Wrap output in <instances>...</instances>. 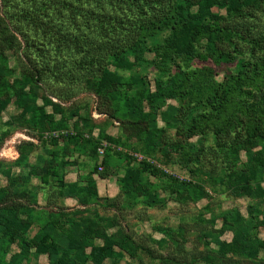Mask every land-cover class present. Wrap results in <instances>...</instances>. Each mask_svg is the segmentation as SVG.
Masks as SVG:
<instances>
[{"label": "rangeland", "instance_id": "374dc122", "mask_svg": "<svg viewBox=\"0 0 264 264\" xmlns=\"http://www.w3.org/2000/svg\"><path fill=\"white\" fill-rule=\"evenodd\" d=\"M221 14L224 18L213 21L214 27L231 32L215 41L212 48L205 42L199 43L193 58L176 57V63L166 68L145 63L132 71L117 69L112 63L110 70L122 76L121 82L113 81L110 75L88 76L71 87V91H76L74 94L42 76L36 85L41 95L36 106L21 101L19 95L30 88L22 89V85L30 80L34 65L38 66L41 59L34 48L43 46L42 52L46 50L53 57L55 46L45 45V40L33 33L28 36L26 32H17L0 6V76L7 86L0 90V102L4 105L0 133L8 132L0 143V191L11 185L18 192L30 191L32 197L20 200L23 205H29L28 212L22 204L17 209L8 207L6 201L0 202V216L16 218L18 224L33 227L32 234L53 225L55 229L50 234L55 242L62 244L69 240L74 223L100 222L113 231H127L132 241L150 247L158 255L154 264H264V250L259 248V242L264 240V225L259 224L264 217V175L251 181L247 195H234L225 182L226 172L232 166L236 170L253 168L255 162L245 147L237 155V147L218 144L227 140L247 141L245 120L234 135L229 133L227 137L216 134L208 126L205 131L195 128L190 133L189 128H194L192 118L198 116L201 120L205 108L200 95L190 103L180 97L166 98L155 115L146 106L137 119L138 125H132L126 107L125 82L132 73L145 76L148 88L162 94L171 89L172 77L190 70L203 73L204 81L216 87L235 75L241 63L250 76L257 74V64L264 63V0L245 7L239 14L226 9ZM168 34L164 30L158 39H165ZM48 37L55 40L54 36ZM9 39L14 40L10 47L4 42ZM155 40L153 35L149 36L146 44L154 47L158 44ZM28 52L33 59L26 57ZM205 93L211 95L210 101L218 100L214 87ZM243 98L249 103L264 101V86ZM169 104L181 106L182 114L165 120L160 112ZM48 115L53 117L49 128L41 129L32 123ZM21 121L26 123L19 125ZM106 136L120 143L110 142ZM29 142L35 144L33 151L22 154L20 147ZM103 144L106 146L101 154L99 147ZM6 147H12L16 155H4ZM252 147L255 153L264 149V140ZM51 160L56 162L58 177L50 173L43 177L32 174L36 166L40 168ZM142 161L147 162L144 177L139 180L144 190L129 199L121 191V181L124 178L138 181L135 168L142 170ZM100 171L106 177H100ZM88 175L94 178V183ZM256 182L262 188L261 193ZM250 206L255 209L250 210ZM238 213L246 220L244 224H234L231 215ZM247 227L254 240L251 246L256 251H223L220 243L242 242L245 235L241 231ZM100 245L103 240L97 239L87 247V254ZM13 253L8 251L6 259ZM141 255L152 260L145 251ZM89 262L96 263L94 258ZM39 264H49L47 254L40 255Z\"/></svg>", "mask_w": 264, "mask_h": 264}, {"label": "trees", "instance_id": "16d2710c", "mask_svg": "<svg viewBox=\"0 0 264 264\" xmlns=\"http://www.w3.org/2000/svg\"><path fill=\"white\" fill-rule=\"evenodd\" d=\"M259 1L0 0V6L17 32L28 33L26 34L28 36L29 33H33L45 40V45L54 44L55 46L53 57L48 56L46 50L44 53L42 52L43 46L34 48V51L41 54V59L38 60V66L33 64L35 71L29 75L30 80L22 85V89H25L26 86L30 88L19 95L21 101L36 105L37 100L41 97L36 85L42 76L51 78L53 82L65 87L67 93L74 94L76 91H71V87L88 76L110 75L113 81L121 82L122 76L117 71L110 70L109 66L113 65L112 63L117 69L132 71L145 63L166 68L167 65L176 63V57L193 58L197 55L196 49L199 43L205 42L212 48L215 41L221 40L231 32L227 28L214 27L213 25V21L224 18L221 10H231L234 14H239L245 7ZM164 30L169 31V34L165 39L159 40L158 38ZM152 35L155 37V41H158L154 47L146 44L149 36ZM48 36H54L55 40ZM4 42H7L8 47L14 45L13 39ZM213 51L214 55L220 58L217 50L213 49ZM26 57L33 59L30 52ZM257 65L259 71L250 76L241 63L237 73L229 76L219 87L204 81L203 73L190 70L178 77H172L170 79L172 87L166 94L152 92L148 88L145 76L132 73L125 82L128 93L126 107L132 119L131 123L132 125L139 124L137 119L143 114L146 106L155 115L163 107L166 98L180 97L183 101L188 100L190 103L193 98H198L199 95L205 108H202L201 120L198 116L192 118L191 127L194 128H189L190 133H193L195 128L205 131L209 127L216 134L227 137L226 134L229 133L234 135L238 125H241L245 120L248 133L247 141L242 143L241 141L232 143L231 140L218 142L223 146L229 145V148L237 147V155L243 147L250 151L251 161L255 162L253 168L244 167L236 170L235 166H232L225 174V182L230 186V191L236 196H245L248 194L247 190L251 181L262 179L264 175V149H260L256 153L252 150V145L258 144L259 140H264V101L249 103L243 98L258 92L262 85L264 86V63L259 62ZM4 82L0 76V90H5L4 88L7 87ZM212 87L219 95L217 101L214 99L210 101L211 95L205 93ZM49 102L54 106L52 101L49 100ZM180 107L169 104L167 109L160 113L165 120L168 117L174 119L182 114ZM3 108L4 105L0 102V115ZM52 122L51 115H48L46 119L38 117L37 120H32V123L39 125L41 129L49 128ZM24 123L26 122H18L19 125ZM7 133V131L0 133V143L3 142V135ZM106 137L110 142L120 143L112 136ZM34 145L33 142H29L21 146V153L30 154ZM146 163V161H142V170L135 168L138 181L127 178L121 181V191L127 198H136L137 193L143 189L141 188L142 182L139 180L144 177V171L147 169ZM31 171L32 174L42 177L50 173L54 178L58 177L59 173L54 160L48 161V164L40 168L36 166ZM237 172H239V178H237ZM99 173L100 177H106V174L101 171ZM88 179L94 183V178L91 179V175H88ZM91 186H93L92 183ZM256 187L261 193L262 188L258 182H256ZM0 195V202L6 201L8 207L16 206L18 209V204H22L24 210L28 212L26 208L29 205H23L20 200L22 198L31 199L30 191L18 192L9 185L0 191ZM156 200L159 201L160 197H157ZM254 209L250 206V210ZM30 216L31 212L29 218ZM231 216L235 220L234 224L239 225L246 222L239 213ZM15 219H4L0 216V252L2 251L4 255L0 256V264L3 260L4 264H39L42 253L48 255L49 264H90L89 261L93 258L95 264H122L123 261L125 264H154L156 256H158L150 247L132 241L127 231H113L111 228L103 227L100 222L91 221L86 225L74 223L69 231V240L66 244H62L55 242L50 234L55 226L48 224L44 228L45 231L40 229L32 234L33 227L20 225ZM251 222L253 223L254 220L251 219ZM53 224L57 225L56 222ZM259 224L264 225V217ZM249 231V227L241 231L245 235L242 242L220 243L224 248L223 251L236 252L245 249L246 252L248 250L256 251L251 246V242L254 240ZM97 239H102L103 245L94 247L95 250L87 254V247ZM31 248H35V250L32 251ZM259 248L264 250V240L259 242ZM8 251L14 252L9 260L5 257ZM141 251L147 252L152 260H146L141 255Z\"/></svg>", "mask_w": 264, "mask_h": 264}, {"label": "bare ground", "instance_id": "6f19581e", "mask_svg": "<svg viewBox=\"0 0 264 264\" xmlns=\"http://www.w3.org/2000/svg\"><path fill=\"white\" fill-rule=\"evenodd\" d=\"M3 154L8 157H14L16 155V151L12 147H6L3 150Z\"/></svg>", "mask_w": 264, "mask_h": 264}, {"label": "built area", "instance_id": "2783aa9c", "mask_svg": "<svg viewBox=\"0 0 264 264\" xmlns=\"http://www.w3.org/2000/svg\"><path fill=\"white\" fill-rule=\"evenodd\" d=\"M105 146H106V144H103V146H100V147H99V152H100L101 154L104 153V151H105ZM100 168H102V167H100Z\"/></svg>", "mask_w": 264, "mask_h": 264}]
</instances>
